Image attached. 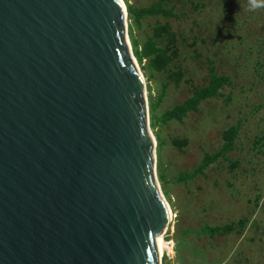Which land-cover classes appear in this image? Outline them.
<instances>
[{"label": "water", "instance_id": "95a60500", "mask_svg": "<svg viewBox=\"0 0 264 264\" xmlns=\"http://www.w3.org/2000/svg\"><path fill=\"white\" fill-rule=\"evenodd\" d=\"M155 145L122 0H0V264H161Z\"/></svg>", "mask_w": 264, "mask_h": 264}, {"label": "rangeland", "instance_id": "374dc122", "mask_svg": "<svg viewBox=\"0 0 264 264\" xmlns=\"http://www.w3.org/2000/svg\"><path fill=\"white\" fill-rule=\"evenodd\" d=\"M122 1L146 83L156 176L173 214L161 264H264V8L249 11V0ZM143 8L169 14L138 15ZM148 42L159 50L145 54ZM211 67L229 83L181 120L166 118L208 84ZM217 226L231 229L212 232Z\"/></svg>", "mask_w": 264, "mask_h": 264}, {"label": "trees", "instance_id": "16d2710c", "mask_svg": "<svg viewBox=\"0 0 264 264\" xmlns=\"http://www.w3.org/2000/svg\"><path fill=\"white\" fill-rule=\"evenodd\" d=\"M156 12H162V13L169 14L168 11L161 9V8L156 9V10L153 8H143L139 10L138 15L147 14V13H156ZM145 46L150 48V51L145 52V54L147 55L151 53H155L157 52V50H159V48L157 49L153 46L152 42L146 43ZM209 73H210V78H209L208 84L203 87L197 88L190 98H188L187 100H185L184 102L180 104L175 105L173 108L168 110L165 113L166 118L181 120L187 114L188 111L197 110L198 104L203 99L217 95L218 90L225 84L229 83V78L224 75H219L213 67L209 69ZM232 137H233V131L231 132V135L229 131H226L224 133V138L226 139L227 142L224 145L223 151L229 148V146L231 145ZM220 154H222V152L216 153L213 156L207 155L203 163L197 168V170H195L194 173L188 177H193L195 176L197 172L202 171V169H204L207 165H209V163L212 162L214 159H216ZM230 229H231V226H225V227L217 226V227H214L211 231L220 232V231H229Z\"/></svg>", "mask_w": 264, "mask_h": 264}, {"label": "clouds", "instance_id": "9594fccd", "mask_svg": "<svg viewBox=\"0 0 264 264\" xmlns=\"http://www.w3.org/2000/svg\"><path fill=\"white\" fill-rule=\"evenodd\" d=\"M259 8H264V0H249V11H255Z\"/></svg>", "mask_w": 264, "mask_h": 264}, {"label": "bare ground", "instance_id": "6f19581e", "mask_svg": "<svg viewBox=\"0 0 264 264\" xmlns=\"http://www.w3.org/2000/svg\"><path fill=\"white\" fill-rule=\"evenodd\" d=\"M171 215H173L172 211H171ZM162 246H163V242H162V236H161V238H160V253L162 252Z\"/></svg>", "mask_w": 264, "mask_h": 264}]
</instances>
